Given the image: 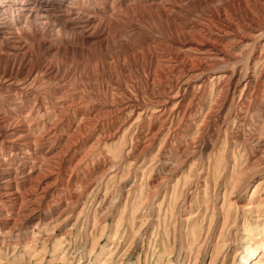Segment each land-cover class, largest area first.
<instances>
[{
	"label": "rangeland",
	"instance_id": "obj_1",
	"mask_svg": "<svg viewBox=\"0 0 264 264\" xmlns=\"http://www.w3.org/2000/svg\"><path fill=\"white\" fill-rule=\"evenodd\" d=\"M250 54L236 67L233 84L239 73L241 81L235 96L224 97L218 83L209 84L190 104V115H180L171 130L169 124L146 145L135 141L148 132L153 119L140 127L129 125L126 138L121 134L109 143L95 140L109 129L102 122L88 136L90 143H69L68 148L77 147L78 158L87 154L78 165L75 161L67 166L68 155L52 163L56 161H50L48 153L65 144L61 137L71 136L83 116L77 106L67 109L63 102L77 95L81 107L89 106L84 101L91 87L70 72L63 93L40 82L35 92L0 91V105L13 98L15 119L27 121L35 138L30 149L13 151L0 145V169L14 173L13 187L22 200L14 207L0 203V264H237V256L247 253V230L255 228L252 238L264 233V79L242 92L248 76L253 71L259 75L263 68L251 67ZM132 81L139 84L129 83L134 94L145 86L139 79ZM78 93L85 98L80 100ZM57 104L64 107L61 112ZM24 161L25 172L47 164L57 168V187L45 196L28 193ZM4 173L0 171V183ZM250 264H264L263 251Z\"/></svg>",
	"mask_w": 264,
	"mask_h": 264
},
{
	"label": "bare ground",
	"instance_id": "obj_2",
	"mask_svg": "<svg viewBox=\"0 0 264 264\" xmlns=\"http://www.w3.org/2000/svg\"><path fill=\"white\" fill-rule=\"evenodd\" d=\"M249 51L251 67L263 68L259 75L253 71L248 76L243 93L264 79V0H0V91L35 92L40 82L63 93L68 87L64 79L70 72L92 89L84 101L89 103L87 107H81L82 101L76 100L78 96L74 94L76 98L63 102L67 109L78 107L83 116L73 126L71 136L61 137L60 141L66 145L49 150L50 161H56L52 163L68 155L66 165L75 161L78 165L87 154L78 158L77 147L68 148L69 143H90L92 139L88 136L102 122L109 124V129L95 140L109 143L121 134L126 138L131 125L153 119L148 132L142 137L138 135L135 141L146 145L163 134L180 115L181 118L190 115V104L209 84L218 83L224 97L235 96L241 81L239 73L233 84L236 67ZM230 64L234 67L232 71L221 69ZM58 78L59 83L52 84ZM132 78L145 85L135 94L129 83L139 84ZM97 86L102 90L96 91ZM80 93L79 99L83 100L85 97ZM145 96L149 99L144 100ZM58 104L54 107L61 112L64 107ZM16 106L11 97L6 105H0V145L13 151L30 149L35 138L27 121L15 119ZM27 166L24 161L23 186L28 193L34 191L45 196L61 180V173L51 164L25 172ZM0 171L5 172L0 183V203L14 207L21 200L13 187L14 173L10 169ZM254 230H247V253L237 256V264H250L257 253L264 254V233L258 232L252 238ZM260 234L262 237H258Z\"/></svg>",
	"mask_w": 264,
	"mask_h": 264
}]
</instances>
